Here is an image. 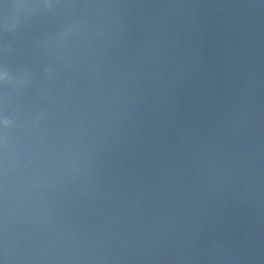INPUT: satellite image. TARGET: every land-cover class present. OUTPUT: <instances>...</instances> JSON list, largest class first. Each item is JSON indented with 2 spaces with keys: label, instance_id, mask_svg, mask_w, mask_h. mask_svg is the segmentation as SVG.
<instances>
[{
  "label": "water",
  "instance_id": "1",
  "mask_svg": "<svg viewBox=\"0 0 264 264\" xmlns=\"http://www.w3.org/2000/svg\"><path fill=\"white\" fill-rule=\"evenodd\" d=\"M117 0H0V264H26Z\"/></svg>",
  "mask_w": 264,
  "mask_h": 264
}]
</instances>
